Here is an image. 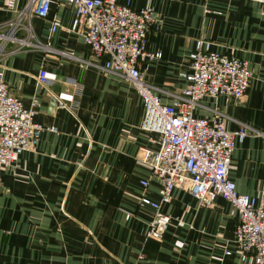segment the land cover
<instances>
[{
  "label": "crops",
  "instance_id": "crops-1",
  "mask_svg": "<svg viewBox=\"0 0 264 264\" xmlns=\"http://www.w3.org/2000/svg\"><path fill=\"white\" fill-rule=\"evenodd\" d=\"M30 1L15 0L10 8L9 0H0V24ZM129 3L154 12L145 50L159 56L147 58L144 77L164 102L186 85L182 72L198 41L248 62L245 94L205 96L193 113L223 112L231 130L247 124L229 174L239 191L264 195V0ZM75 18L72 6L54 0L47 18L27 17L30 31L20 35H29L31 45L10 44L0 57L12 92L49 126L36 149L0 166V264H253L235 249V218L221 196L205 205L174 189L161 202L170 216L161 239L146 236L152 210L137 199L159 200V181L141 161L140 148H156V134L140 127L143 106L133 84L95 63L72 29ZM42 67L45 86L38 81Z\"/></svg>",
  "mask_w": 264,
  "mask_h": 264
},
{
  "label": "built area",
  "instance_id": "built-area-1",
  "mask_svg": "<svg viewBox=\"0 0 264 264\" xmlns=\"http://www.w3.org/2000/svg\"><path fill=\"white\" fill-rule=\"evenodd\" d=\"M54 0H31L14 19L0 24V57L10 44L31 45L26 22L29 15L47 18ZM75 9L73 30H79L89 55L109 72L128 79L139 94L143 106L140 127L156 134V148L141 147V161L159 181V200L140 195L137 203L152 210L146 236L161 239L170 219L161 202L168 201L174 189L187 190L199 202L210 205L218 197L226 199L235 218L232 242L241 259L264 264V195L259 198L236 188L230 177L232 152L236 140H242L250 128L240 123L236 129L226 125L227 115L216 111L211 117L196 116L194 106L205 96L227 95L240 98L251 78L248 62L210 48L198 41L188 55V71L182 72L186 85L164 102L157 87L144 77L147 58L159 56L145 50L150 27L155 25L151 7L133 9L129 0H58ZM15 0H9L13 8ZM53 23L52 30L57 28ZM39 46V45H37ZM66 54L67 52L59 51ZM68 54V53H67ZM41 86L48 82V71L40 69ZM36 110L27 107L12 92L0 69V166H10L16 156L39 145L49 128L35 120ZM146 186L147 179H141ZM1 183V177H0ZM129 212L125 214L126 217ZM226 254L230 250H225Z\"/></svg>",
  "mask_w": 264,
  "mask_h": 264
},
{
  "label": "water",
  "instance_id": "water-1",
  "mask_svg": "<svg viewBox=\"0 0 264 264\" xmlns=\"http://www.w3.org/2000/svg\"><path fill=\"white\" fill-rule=\"evenodd\" d=\"M55 90H59L58 88H55ZM58 93H60V91H58ZM58 102H59V100H58V98L57 97H53L52 98V103H53V105H57L58 104Z\"/></svg>",
  "mask_w": 264,
  "mask_h": 264
}]
</instances>
